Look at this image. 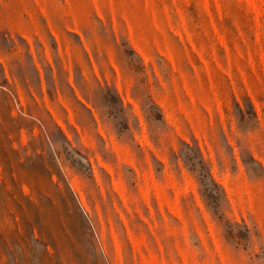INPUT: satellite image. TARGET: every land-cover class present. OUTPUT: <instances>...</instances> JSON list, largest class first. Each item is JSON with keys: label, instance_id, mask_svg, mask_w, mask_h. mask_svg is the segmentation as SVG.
<instances>
[{"label": "rangeland", "instance_id": "1", "mask_svg": "<svg viewBox=\"0 0 264 264\" xmlns=\"http://www.w3.org/2000/svg\"><path fill=\"white\" fill-rule=\"evenodd\" d=\"M250 1L0 0V264H264Z\"/></svg>", "mask_w": 264, "mask_h": 264}, {"label": "trees", "instance_id": "2", "mask_svg": "<svg viewBox=\"0 0 264 264\" xmlns=\"http://www.w3.org/2000/svg\"><path fill=\"white\" fill-rule=\"evenodd\" d=\"M201 157V156H200ZM201 161L203 162V158L201 157ZM186 162V161H185ZM189 169L190 170H194V169H192V167H189ZM206 175H207V178H204V177H201V175H197L198 176V182H199V185H200V187H201V194H202V196L203 197H205L206 198V196H207V191L209 190V189H207V185H206V181H208V182H210V183H212V184H214V181H213V179H212V177H211V174H210V169L209 168H207V172H206Z\"/></svg>", "mask_w": 264, "mask_h": 264}, {"label": "bare ground", "instance_id": "3", "mask_svg": "<svg viewBox=\"0 0 264 264\" xmlns=\"http://www.w3.org/2000/svg\"><path fill=\"white\" fill-rule=\"evenodd\" d=\"M248 1H250V0H248ZM251 1H252V0H251ZM251 1H250V4H251ZM252 4L254 5V3H253V2H252ZM252 4H251V5H252ZM262 4H264V3H262ZM254 7H255V6H254ZM255 8H256V7H255ZM259 9H260V8H259Z\"/></svg>", "mask_w": 264, "mask_h": 264}]
</instances>
